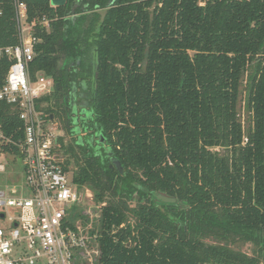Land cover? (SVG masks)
<instances>
[{
    "label": "trees",
    "instance_id": "16d2710c",
    "mask_svg": "<svg viewBox=\"0 0 264 264\" xmlns=\"http://www.w3.org/2000/svg\"><path fill=\"white\" fill-rule=\"evenodd\" d=\"M1 1L0 47L16 46ZM22 1L51 21L30 66L59 86L43 111L71 134L70 86L86 83L92 127L122 166L67 151L75 185L103 206L101 264H264V0ZM12 65L0 61V87ZM21 128L0 102V130Z\"/></svg>",
    "mask_w": 264,
    "mask_h": 264
},
{
    "label": "built area",
    "instance_id": "2783aa9c",
    "mask_svg": "<svg viewBox=\"0 0 264 264\" xmlns=\"http://www.w3.org/2000/svg\"><path fill=\"white\" fill-rule=\"evenodd\" d=\"M13 8L18 44L0 47V61L13 62L0 102L17 110L22 136L15 140L0 130V264H101L103 206L90 190L75 185L74 169L65 162L64 133L43 111L42 100L56 93L54 80L31 75L40 42L36 29L49 30L51 21H30L22 0H13ZM3 12L0 0V17ZM18 160L23 183L7 191L6 174L11 167L19 170Z\"/></svg>",
    "mask_w": 264,
    "mask_h": 264
},
{
    "label": "flooded vegetation",
    "instance_id": "af4514ba",
    "mask_svg": "<svg viewBox=\"0 0 264 264\" xmlns=\"http://www.w3.org/2000/svg\"><path fill=\"white\" fill-rule=\"evenodd\" d=\"M114 3L115 0H112L108 7L100 9L99 12H105L111 8ZM93 68L97 69V63L94 64ZM70 88H72V93H70L69 98L73 105V131L69 134L71 139L70 144L75 148L84 147L93 150L96 154L106 153V155L109 156L110 168H117L115 165L116 159L112 156L110 149L107 147L103 133L97 126L92 127L93 115L89 109L88 95L85 93L88 91V86L86 83H81L80 87L72 85ZM61 131L63 132V129H61ZM120 172H122V170Z\"/></svg>",
    "mask_w": 264,
    "mask_h": 264
},
{
    "label": "rangeland",
    "instance_id": "374dc122",
    "mask_svg": "<svg viewBox=\"0 0 264 264\" xmlns=\"http://www.w3.org/2000/svg\"><path fill=\"white\" fill-rule=\"evenodd\" d=\"M200 4H204L203 2H200ZM242 117L244 120L247 119V114L243 111L242 112ZM58 124H59V128L60 129H63V125L62 123L59 121L58 118H56ZM63 133H64V137L62 139V145H63V150L65 152V159H66V164L68 165V167H70L71 169H75V159L72 158V155L70 153H68L67 151L69 150V146L71 145L70 144V136L66 133V131L63 129ZM65 145V146H64ZM17 168H19V170H17L16 172V169L15 167H11L10 170L8 171V173L6 174V181L4 183L6 190L8 191V188L9 187H12V186H18L20 187L23 183V179H24V166H23V163L21 160H18V163H17ZM16 172V173H15ZM88 207V205H87ZM239 249L241 248V250L243 252H245L246 254H249L251 256H254L255 255V252H254V247L250 244H241L239 245L238 247Z\"/></svg>",
    "mask_w": 264,
    "mask_h": 264
},
{
    "label": "water",
    "instance_id": "95a60500",
    "mask_svg": "<svg viewBox=\"0 0 264 264\" xmlns=\"http://www.w3.org/2000/svg\"><path fill=\"white\" fill-rule=\"evenodd\" d=\"M51 1V5L53 7H61L66 5L68 0H50ZM59 89V86H56V90ZM115 165L117 166V168L121 171L122 170V166L120 164V162L118 160L115 161ZM146 192H148L146 190ZM151 194L154 196V198L159 201V202H163V203H176V199L174 198H170L164 194H155L154 192H151Z\"/></svg>",
    "mask_w": 264,
    "mask_h": 264
}]
</instances>
